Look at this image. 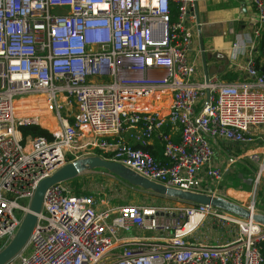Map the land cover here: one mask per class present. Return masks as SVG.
<instances>
[{
  "label": "built area",
  "instance_id": "built-area-1",
  "mask_svg": "<svg viewBox=\"0 0 264 264\" xmlns=\"http://www.w3.org/2000/svg\"><path fill=\"white\" fill-rule=\"evenodd\" d=\"M247 1L252 15L237 14L246 27L227 58L233 78L198 79L196 0H0V251L40 180L81 157L228 200L220 184L234 163L246 159L254 183L264 178V0ZM39 95L52 138L22 143L18 127L40 124L17 115L16 99ZM165 97L176 139L155 120ZM144 122L143 136L162 141L160 159L116 140ZM249 197L231 201L264 213ZM6 264H264V226L192 202L114 204L60 182Z\"/></svg>",
  "mask_w": 264,
  "mask_h": 264
},
{
  "label": "water",
  "instance_id": "water-1",
  "mask_svg": "<svg viewBox=\"0 0 264 264\" xmlns=\"http://www.w3.org/2000/svg\"><path fill=\"white\" fill-rule=\"evenodd\" d=\"M194 13L196 14V21L198 23L199 20L196 12V6L194 7ZM200 48V61L206 79L207 75L214 74L217 72V70L208 67V61L210 60V57H208L203 51V44L201 43ZM261 71H264V66H262ZM97 168L106 170L111 175L116 176L121 180L127 182L131 187L141 188L142 190L148 191L156 196L183 202L211 205L213 207L221 208L226 212H229L240 218H252V220L256 223H259L264 226V213L258 212L251 214L248 209H246L239 203L228 200L223 196H216L212 198L206 194L198 192H191L187 190L166 187L163 184L151 181L137 174L136 172L122 165L119 162L101 158L98 155L85 156L63 164L58 169H56L51 175L40 180L30 200L28 212L23 216L22 221L13 238L0 251V264H6L25 245L33 227L35 226V224H37V214L41 211L43 196L46 190L51 185L60 182H67L79 176L85 171L94 170Z\"/></svg>",
  "mask_w": 264,
  "mask_h": 264
},
{
  "label": "crops",
  "instance_id": "crops-1",
  "mask_svg": "<svg viewBox=\"0 0 264 264\" xmlns=\"http://www.w3.org/2000/svg\"><path fill=\"white\" fill-rule=\"evenodd\" d=\"M195 6L199 20V29L196 28L193 36L192 52H197L195 60L196 67L198 69L197 78L201 79L204 75L203 67L200 61L201 43L203 44V51L208 57H210L208 67L216 69L217 75L220 79H228V76L231 73H229L230 67L227 58L229 56V48L235 40L234 31L242 32L246 27L243 21H237V14L241 12L240 16L243 19L248 18L252 15L253 9L247 0H196ZM194 17L196 20L195 13ZM167 100V98H163L162 100L157 101L155 106L160 109L152 111L159 114L160 112L167 110L169 113L170 105L166 104L164 107L162 106L167 102ZM22 111H24V109ZM22 111L20 112L22 116L28 113H35L34 107L25 109L26 113ZM41 111L43 110L41 109ZM146 123L147 122L143 123L144 125L142 126V130L140 126H137L135 129L126 134L118 135L116 140H124L130 144L148 143L149 139L143 136V132L147 125ZM171 134L172 137L176 139L174 130L173 133L171 131ZM215 159H220V157ZM227 194L235 200L240 201V197L244 194V191L239 192V190H228Z\"/></svg>",
  "mask_w": 264,
  "mask_h": 264
},
{
  "label": "rangeland",
  "instance_id": "rangeland-1",
  "mask_svg": "<svg viewBox=\"0 0 264 264\" xmlns=\"http://www.w3.org/2000/svg\"><path fill=\"white\" fill-rule=\"evenodd\" d=\"M42 99H43L42 96H37L33 99H29V98L22 99L18 97L16 99V103H18L19 101L20 102L16 104L17 105L16 108H18L17 115L22 116L20 112L23 109L24 111L22 112L26 113L25 109H30L34 103H39V101H41ZM169 103L167 100V102L162 106L164 107L166 104L170 105ZM35 113L32 114L28 113L25 115L29 117L37 115L38 117L43 116L46 118L51 116V114L45 112L44 110L43 111L40 110L39 112H35ZM167 115H168L167 110H164L163 112H160L159 114L156 115L159 118H155V120L159 121V126L161 128L160 131L171 134V131L173 133L174 126L172 121L168 118ZM39 126L43 127L42 125ZM155 136H157V134ZM155 136H153L154 141L156 140ZM79 154L78 156H80ZM213 157L217 158L218 152H215ZM253 169H254V164L246 159L234 163L232 165L231 172L223 176V180L220 184V189H223L225 196L231 200H233L234 198L227 194L228 190H233V191L239 190V192L244 191V194L241 195L240 197V202L242 201L248 202L250 199L249 197L250 194L254 191L256 206L258 207V209H261V203H262L261 201H264V184H262L261 179L257 184L254 183V177L252 173ZM74 179L86 182V188L88 189V191L90 192L92 190H95V195L97 197H99L100 195L102 196L104 193L106 195H109L111 201L114 204L117 203L150 204V203L177 201L173 199L156 196L138 187H131L127 182L103 170H88L81 173L79 176L75 177Z\"/></svg>",
  "mask_w": 264,
  "mask_h": 264
},
{
  "label": "trees",
  "instance_id": "trees-1",
  "mask_svg": "<svg viewBox=\"0 0 264 264\" xmlns=\"http://www.w3.org/2000/svg\"><path fill=\"white\" fill-rule=\"evenodd\" d=\"M257 50L259 51L258 57H263L264 56V32L261 34ZM233 78V75L230 74L228 76V79ZM37 120V119H36ZM37 122L42 125V126H47L51 127V125L45 121L42 120H37ZM21 135V142L24 143L28 138H35V137H45L48 140H51L52 136L51 133L45 129L40 127L39 125L36 124H23L18 127ZM174 139V137H173ZM135 148H140L146 152H148L150 155H152L155 158H161L162 157V141L160 140H155L151 143H137V144H132ZM107 157V155H104ZM94 170H103L101 168H97ZM107 172V171H106ZM262 184H264V178L261 179ZM69 187H71V192L74 195H86L89 191L86 188V182L80 181V180H75L74 178L67 181ZM261 209L260 211L264 212V201H261Z\"/></svg>",
  "mask_w": 264,
  "mask_h": 264
},
{
  "label": "bare ground",
  "instance_id": "bare-ground-1",
  "mask_svg": "<svg viewBox=\"0 0 264 264\" xmlns=\"http://www.w3.org/2000/svg\"><path fill=\"white\" fill-rule=\"evenodd\" d=\"M163 93V92H162ZM159 95H160V93H159ZM39 96H41V95H39ZM35 97H37V96H35ZM35 97H31V98H29V99H33V98H35ZM20 98H22V99H25V98H28L27 96H24V97H20ZM165 98H167V97H165ZM42 101V100H41ZM41 101H39V103H34L33 105H32V107H34V109H35V112H39V110H44L45 112H46V109L43 107V105H42V103H41ZM20 102V101H19ZM18 102V103H19ZM18 103H16L15 102V104H18ZM161 104V103H160ZM17 109V111H16V113L18 112V108H16ZM36 114V113H35ZM32 118H34V119H37V120H42V121H45V122H47V123H49V121L47 120V118L46 117H43V116H41V117H38L37 115H35V116H32ZM50 124V123H49ZM51 127H52V125H51ZM93 156V155H92Z\"/></svg>",
  "mask_w": 264,
  "mask_h": 264
}]
</instances>
